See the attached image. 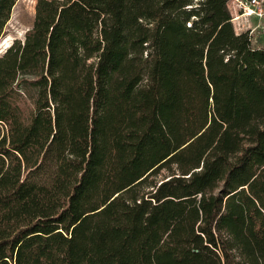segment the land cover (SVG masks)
Returning <instances> with one entry per match:
<instances>
[{"label":"trees","instance_id":"obj_1","mask_svg":"<svg viewBox=\"0 0 264 264\" xmlns=\"http://www.w3.org/2000/svg\"><path fill=\"white\" fill-rule=\"evenodd\" d=\"M229 1H36L0 53V264H264V48Z\"/></svg>","mask_w":264,"mask_h":264},{"label":"rangeland","instance_id":"obj_2","mask_svg":"<svg viewBox=\"0 0 264 264\" xmlns=\"http://www.w3.org/2000/svg\"><path fill=\"white\" fill-rule=\"evenodd\" d=\"M37 0H17L12 8L10 20L7 24L6 33L0 38V53L11 43L13 38L22 37L26 28L32 23L35 3ZM230 11H233V2H228ZM258 24L257 20L251 18L250 26L252 29ZM264 25V23H263ZM237 28V26H236ZM245 29H236L244 31ZM251 37V43L254 47L264 48V26L256 27L253 31L248 30Z\"/></svg>","mask_w":264,"mask_h":264},{"label":"built area","instance_id":"obj_3","mask_svg":"<svg viewBox=\"0 0 264 264\" xmlns=\"http://www.w3.org/2000/svg\"><path fill=\"white\" fill-rule=\"evenodd\" d=\"M232 2L233 11L231 10L230 13L235 29L253 31L259 25L263 28L264 0H232ZM251 18L256 19L258 22L253 29L249 25Z\"/></svg>","mask_w":264,"mask_h":264}]
</instances>
